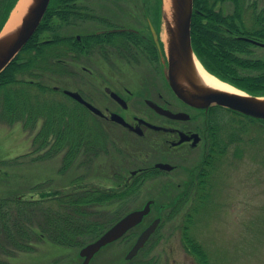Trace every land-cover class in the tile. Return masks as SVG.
<instances>
[{
	"label": "rangeland",
	"instance_id": "obj_1",
	"mask_svg": "<svg viewBox=\"0 0 264 264\" xmlns=\"http://www.w3.org/2000/svg\"><path fill=\"white\" fill-rule=\"evenodd\" d=\"M13 1L0 0V6L4 3L10 8L1 31L20 2L15 0L13 4ZM78 3L83 10L76 24L58 30L64 35H85L126 27L140 30L151 39V23L163 37L161 0H80ZM263 7L264 0H244V16L250 25L253 24L251 18L254 21ZM215 9L230 15L235 12V4L232 0H219ZM49 37V32L39 36L42 40ZM110 41L104 36L100 47L87 50L82 46L78 60L70 62L77 71L73 76L64 72L61 78H25L26 84L30 81L48 85L45 93H37V99L31 101L41 112L33 118L31 125H27V117L23 115H15L13 120L5 116V95L0 92V198L42 199V206L60 209L62 205L57 199L68 201L74 195L85 197L91 190L128 188L121 196L82 205L90 214L93 226L100 223L105 228L87 232L81 229L80 236L72 240L78 242L75 245L60 243L50 231L38 230L40 237L32 241V249L15 252L8 258V264H81L83 246L152 199L151 211L142 223L102 247L89 264H264V120L230 111L218 114L213 130H217L220 143L212 145V150L209 146L205 153L204 144H201L192 149L185 160L174 162L172 171L156 178L132 177L131 171L153 166L158 161V154L148 157L146 153L153 145L152 140L139 138L90 110L86 114L75 99L63 92L65 89L78 91L104 110L106 101L101 98L105 95L104 87L108 84L113 87L105 76H101L104 71L121 67L124 83L133 90L146 78L154 76L159 81L155 74L160 73V68L156 64L146 68L135 62L128 64L124 57L121 59L112 51ZM261 42H264L263 38ZM153 51L156 56L157 50ZM251 51L243 55L264 57L262 47H254ZM142 59L146 64V58ZM115 61H119L120 66ZM208 62L211 71L204 66L208 72L244 91L215 72L228 75L219 64H214L209 53ZM252 66H241L238 72L244 76L256 73L258 68L252 69ZM53 86L60 90L52 91L50 87ZM17 89L26 93L22 84H18ZM127 102L128 109L119 107V112L128 119L133 115L153 116L140 96L127 99ZM47 116L54 118L53 131L62 130V135L64 130L73 131L83 140L77 141L76 146L69 140L59 139L61 135L55 132L47 137L38 136L46 127ZM235 122L246 126L247 130ZM70 155L72 161L67 163ZM129 179L131 183H127ZM157 217L161 222L146 244L134 257L127 258L138 233Z\"/></svg>",
	"mask_w": 264,
	"mask_h": 264
},
{
	"label": "trees",
	"instance_id": "obj_2",
	"mask_svg": "<svg viewBox=\"0 0 264 264\" xmlns=\"http://www.w3.org/2000/svg\"><path fill=\"white\" fill-rule=\"evenodd\" d=\"M79 1L51 0L37 31L16 58L0 72V92L3 91L5 95L4 112L6 117L13 120L15 115L25 116L27 125H31L33 118L41 114L40 110L31 104V101L37 99V93H45L48 90V85L34 84L30 81L26 84L25 78L34 76L61 78L64 72H69L73 76L77 74V71L70 62L75 63L78 60L83 41H86L87 50L95 46L100 47L102 44L101 39L104 37L102 33L80 35L83 38L82 41L78 39L77 35H64L58 31L66 25L76 24V20L83 10L78 6ZM216 1L219 0H194L191 37L196 55L211 71L208 62L209 53L214 64H219L223 72L228 74V77L226 75L225 77L215 71L222 79L239 86L250 94L264 95V57L244 56V52H252L251 48L254 43L241 38V36H246L252 39H264V7L256 14L254 21L251 18L253 24L250 25L244 16V0H232L235 4V12L230 15L224 14L221 9H215ZM9 10V6L5 7L4 3L0 6V31ZM43 32H49L51 37L40 39L39 36ZM122 35L134 36L136 33L110 31L108 33L110 43L113 41L116 44L121 43L115 38ZM249 64L253 65L252 69L255 66L258 68L256 73L244 76L238 72L239 67ZM18 84L23 85V90L26 93L18 91ZM32 86L37 88H32ZM50 88L52 91L60 90V87L56 86ZM77 104L85 109L86 114L90 112L79 102ZM53 119L47 116L46 127L38 133V136L47 137L49 133L55 132L56 135H61L59 138L61 140H69L75 144L77 141L83 140L73 131L66 132L64 130L63 135L62 130L53 131ZM234 124L247 130L246 126H241L240 122ZM242 125L244 124L242 123ZM214 135V144L217 145L220 143L218 132L216 131ZM86 149L88 150V148ZM71 158L72 155L66 159V162L72 161ZM126 189L124 187L121 191H115L113 188L91 190L87 191L85 197L78 198L74 195L68 201H63V198L57 199L62 205L60 209L42 206L40 202L42 199L16 198L8 200L0 198V264H8V258H11L17 251L32 249V241L40 237L38 230L50 231V235L60 243L75 245L78 242L74 243L72 240L79 237L82 231L105 228L100 223L93 226V222L89 220L90 214L82 205L93 203L94 200L101 202L113 196H121L127 193Z\"/></svg>",
	"mask_w": 264,
	"mask_h": 264
},
{
	"label": "water",
	"instance_id": "obj_3",
	"mask_svg": "<svg viewBox=\"0 0 264 264\" xmlns=\"http://www.w3.org/2000/svg\"><path fill=\"white\" fill-rule=\"evenodd\" d=\"M50 1L27 0L21 21L14 27L4 28L0 32V72L14 60L37 30ZM193 12L194 0H161V19L164 24V38L162 37V40L168 60V64L165 66V75L170 86L180 99L193 106L208 108L212 104H219L246 115L264 119V95H253L242 90H223L209 85L202 78L199 69L201 63L192 46L191 22ZM151 28L154 38L160 46L159 35L156 29L152 25ZM65 93L83 103L94 113L104 115L102 110L85 100L79 92L65 90ZM112 95L120 101H124L116 93L113 92ZM148 103L159 112L169 114L176 118H187L189 116L184 112L173 113L151 100H148ZM112 119L130 126V123L117 113L112 114ZM140 121L145 122L143 119H140ZM148 124L154 128H159L151 123ZM157 166L164 169L173 168L167 163H158ZM152 202L150 200L143 208L129 212L99 238L85 245L80 251V254L84 257L81 264H89L92 257L103 246L117 240L130 228L141 222L144 216L149 213ZM159 222L160 218H157L141 232L135 244L128 252L127 258L130 259L137 254L151 234L156 230Z\"/></svg>",
	"mask_w": 264,
	"mask_h": 264
},
{
	"label": "flooded vegetation",
	"instance_id": "obj_4",
	"mask_svg": "<svg viewBox=\"0 0 264 264\" xmlns=\"http://www.w3.org/2000/svg\"><path fill=\"white\" fill-rule=\"evenodd\" d=\"M151 25L152 24L150 23V31L152 35L151 39L145 33H142V31L133 29V28L118 27V28H109L107 30L97 31L99 33H102L106 38L109 37L108 33L111 29L121 31V32L136 33V35L134 36L122 35V36L115 38L116 41L119 40L121 41V43L116 44V42L114 41H113L114 43L113 42L110 43L112 47V51L117 53L121 59H123L124 57L126 63L128 64L135 62L141 68L143 66H145L146 68V66H154L153 64H156L160 68V70L158 71V73L159 72L160 73L158 75L155 74L156 77L159 76L158 78L159 81L155 80L154 76H152L150 79L146 78L144 79L143 84H140L134 90L124 83L123 81L124 78L122 74H120L122 69H119L121 67H118L117 70L112 69V71L111 70H109L108 72L104 71L105 73L103 72L101 76L103 77L105 76L106 80L112 83L114 88L111 87L109 84L106 85L104 87L105 95L103 97L100 96L102 99H104V101H106L104 110H102L104 115H99V114L94 113L103 120H107V121H110L111 123L120 125L125 130H127L129 133H132L133 135H136L139 138H142V139L150 138L152 140L153 145L150 148L146 149V153L148 157L154 154H158V158H159L158 161L154 162L153 166H142V167H139L131 171L130 173L132 177L141 176L142 178H147V177L156 178V177H159L161 173H164V172L166 173V172L174 170L175 168L174 162L179 161V160H185L188 154L190 153V151L192 149L197 148L201 144H204L205 153L208 152L209 146L212 150V148H214L212 146L214 145V139L212 138L215 136L214 133H216L217 131L216 129H214L215 131L213 130L214 122L217 120L216 115L225 113L226 111H230L240 116L251 117L242 112H239L237 110H234V109H231L229 107L222 106L219 104H212L208 108H200V107H196L191 104H188L187 102L180 99L176 95L172 87L170 86L166 78V75H165V66L168 64V60L166 57L165 46L163 44L161 33H159L156 30V32L159 35V41H160V46H159L154 38ZM77 36L79 40L83 41V38L81 36L79 35ZM245 37L246 36L244 37L241 36V38L245 40H249L252 43H254L252 48L254 47L264 48V42H261L260 39H257V38L252 39L250 37L248 38L247 37L245 38ZM148 42H153V44L148 43ZM83 43H86V41H83ZM85 45L86 44L82 46L84 47ZM152 48L154 50H157L156 56L158 57V60L156 59L157 57L154 55V51ZM142 58H146L147 60L146 64ZM115 63L118 64L117 66H120L119 61H115ZM150 73L152 74L151 71ZM113 92L116 93L119 97H121L124 101H120L115 96H113L112 95ZM135 96H140L145 101V103L152 110V113H153L152 117L150 116V117L142 118L137 115H133L132 119H128L127 115L125 114L123 115L119 112V107L123 108L124 110H127L129 107L127 99L130 100L131 98H134ZM84 99H87V98L84 97ZM148 100L153 101L154 103L158 104L162 108L168 109L173 113L184 112V113H187L189 116L187 118H176L169 114L159 112L156 108H154L152 105L148 103ZM113 113H117L121 115L122 117H124V119L130 123V126L121 124L113 120L112 119ZM140 119L145 120V122L140 121ZM257 120L261 121L260 119H257ZM147 122L153 125H156L159 128H154L150 126ZM211 154L212 152L209 151V155ZM158 163H167L171 165L173 168L164 169V168L157 166ZM202 164L204 165V161ZM134 171L135 173H133ZM189 171H191V169H189ZM125 178H127V176H125ZM127 183H131V179H129ZM153 203H154V200L151 203V207ZM150 211H151V208H150ZM147 215L148 214H146L145 216ZM157 218H160V217H157ZM157 218H155L154 220H156ZM142 221L136 224L135 226H133V228H131L130 230L134 229L137 225L141 224ZM153 221H151L150 223L144 226V228L138 233L137 238L139 237L141 232L145 228H147ZM160 222H161V219H160ZM137 238L135 239L134 244ZM83 260H84V257H83Z\"/></svg>",
	"mask_w": 264,
	"mask_h": 264
},
{
	"label": "bare ground",
	"instance_id": "obj_5",
	"mask_svg": "<svg viewBox=\"0 0 264 264\" xmlns=\"http://www.w3.org/2000/svg\"><path fill=\"white\" fill-rule=\"evenodd\" d=\"M27 0H20L19 5L15 8L13 11L11 18L9 22L6 25V29L14 27L16 24H18L23 16V13L26 8ZM200 74L204 81L208 83L209 85H212L214 87L223 89V90H229V91H240L236 87L232 86L231 84L219 79L218 77L214 76L210 72H208L204 66L200 64Z\"/></svg>",
	"mask_w": 264,
	"mask_h": 264
}]
</instances>
